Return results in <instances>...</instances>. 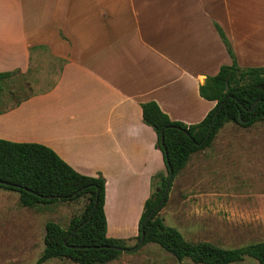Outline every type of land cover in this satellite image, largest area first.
Masks as SVG:
<instances>
[{"label":"crops","instance_id":"crops-1","mask_svg":"<svg viewBox=\"0 0 264 264\" xmlns=\"http://www.w3.org/2000/svg\"><path fill=\"white\" fill-rule=\"evenodd\" d=\"M217 26L240 67H264V0H0V72L26 73L39 46L62 61L51 87L1 109L0 139L101 174L106 235L134 237L152 178L166 174L141 104L185 124L206 115L216 102L199 86L232 61Z\"/></svg>","mask_w":264,"mask_h":264},{"label":"trees","instance_id":"trees-1","mask_svg":"<svg viewBox=\"0 0 264 264\" xmlns=\"http://www.w3.org/2000/svg\"><path fill=\"white\" fill-rule=\"evenodd\" d=\"M217 30L232 61L221 65L216 74L207 76L199 86L201 97L216 102L199 122L185 124L172 120L153 100L141 104L144 123L151 126L157 135L155 146L162 153L166 174H157L152 178L153 188L144 202L138 232L134 237L121 239L106 235L105 179L101 174L90 176L77 172L44 144L0 139V188L17 192L20 206L31 208L84 199L82 212L72 216L66 226L55 221L46 222L44 246L33 264H43L53 258H67L78 264H104L121 254L120 247H131L126 246L127 240L134 238L137 242L142 230L144 239L140 246L157 244L179 264H185L184 259L193 264H237L247 258L264 264V241L235 247L209 241L193 242L187 240L176 227L165 224L160 215L176 175L193 153L209 146L226 123L250 127L264 119V67H240L223 30L218 26ZM16 72L19 71L0 72V81L11 78ZM254 101L256 103L252 105ZM211 123L209 136L202 142ZM183 130H187L188 134ZM169 169L173 175L165 201L145 221L163 196ZM97 191L98 200L93 207ZM49 195L54 198H45Z\"/></svg>","mask_w":264,"mask_h":264},{"label":"rangeland","instance_id":"rangeland-1","mask_svg":"<svg viewBox=\"0 0 264 264\" xmlns=\"http://www.w3.org/2000/svg\"><path fill=\"white\" fill-rule=\"evenodd\" d=\"M62 61L46 49L33 50L31 68L0 81V109L51 87ZM84 199L22 207L18 193L0 188V264H33L44 246L45 224L66 226L82 212ZM173 221L189 241L235 247L264 241V119L250 127L226 123L211 144L193 153L173 181ZM162 211V210H161ZM160 211V215L163 213ZM165 216V215H163ZM173 222V223H172ZM136 239L127 240L132 246ZM185 264H193L184 259ZM43 264H78L53 258ZM104 264H179L157 244L146 243ZM237 264H258L247 258Z\"/></svg>","mask_w":264,"mask_h":264},{"label":"water","instance_id":"water-1","mask_svg":"<svg viewBox=\"0 0 264 264\" xmlns=\"http://www.w3.org/2000/svg\"><path fill=\"white\" fill-rule=\"evenodd\" d=\"M225 87H226V89L228 88V83H227V82H226V84H225ZM255 103H256V101H254L252 105H254ZM217 113H218V111L215 112V116L217 115ZM211 126H212V123L210 124L209 129H208V131H207V133H206L204 139L202 140V142H204V141L208 138L209 133H210V130H211ZM183 132H184L185 134H188V131H187V130H183ZM161 141L163 142V138H162ZM168 173H169V175H168V180H167V182H166V184H165V188H164L163 196H162L160 202H159V203H158V204L152 209V211L150 212V214L147 215V217L145 218V221H146L147 219H149V217H150L151 214L157 209V207L160 206V205L165 201V198H166V196H167V194H168V189H169L170 182H171V179H172L173 171H172L171 169H169ZM45 198H47V199H52V198H54V196L49 195V196H45ZM97 200H98V191H97L96 196H95V199H94V201H93V207H95V205L97 204ZM143 239H144V232H143V230H142V231H141V234H140V238H139V240L136 242V244H134V245L131 246V247H120L119 249H120L121 251L134 250V249H136V248H138V247L140 246V244L142 243Z\"/></svg>","mask_w":264,"mask_h":264}]
</instances>
